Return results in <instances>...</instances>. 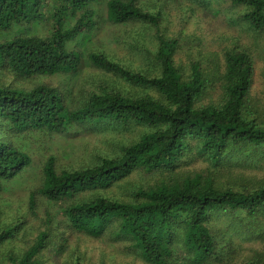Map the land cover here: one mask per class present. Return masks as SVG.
I'll list each match as a JSON object with an SVG mask.
<instances>
[{"label": "trees", "instance_id": "obj_1", "mask_svg": "<svg viewBox=\"0 0 264 264\" xmlns=\"http://www.w3.org/2000/svg\"><path fill=\"white\" fill-rule=\"evenodd\" d=\"M97 1L0 0V37L15 26L50 24L46 36L0 38V72L21 79L77 74L83 57L69 44L96 28L92 4ZM232 2L243 6L240 21L246 27L264 32V0ZM107 17L114 24L140 21L156 29L155 49L149 50L152 71L131 69L102 52L87 54L92 66L140 93L100 85L72 107L55 87L22 89L0 78V191L5 181L34 162L14 141L16 136L66 134L76 126L145 129L138 140L123 145L119 155L100 157L93 166L58 171L56 159L48 158L37 192L63 202L59 217L64 227L57 232L47 215L45 231L21 254L10 256L11 264H44V250L57 238L62 252L72 232L109 238L147 264H264V178L222 183L211 170H179L197 159L226 170L251 161L264 165V100L254 93L252 50L226 48L223 70L217 62L209 69L192 62L186 71L176 61L180 40L160 31V12L144 9L140 0H108ZM214 78L221 93L217 101L206 103ZM142 171L160 178L135 189L129 199L82 195L106 190ZM35 207L36 192L30 197L32 212ZM20 228L21 223L0 226V247L17 237ZM245 243L252 244L251 252L241 256ZM84 261L73 252L66 258V264H88Z\"/></svg>", "mask_w": 264, "mask_h": 264}, {"label": "rangeland", "instance_id": "obj_2", "mask_svg": "<svg viewBox=\"0 0 264 264\" xmlns=\"http://www.w3.org/2000/svg\"><path fill=\"white\" fill-rule=\"evenodd\" d=\"M108 0L92 4L97 12V26L88 36L81 35L69 44L70 48L82 54V64L77 74L36 75L30 78H17L10 72H0V78L17 88L31 89L39 84L55 87L65 96L70 106H78L84 97L100 85L118 89L125 93L137 94L140 90L121 78L92 66L87 54L102 52L111 59L137 71H152L153 58L149 50L155 49L156 29L149 28L140 21L114 24L107 17ZM141 6L163 16L160 31L168 37L180 40L176 61L186 71L192 62H201L210 68L217 62L224 69L226 48L240 46L252 50L256 58L254 93L264 100V32L259 34L246 27L240 20L243 6L234 5L232 0H140ZM50 24L15 26L4 38L16 35L46 36ZM8 36V37H7ZM0 37V38H2ZM1 40V39H0ZM213 61V62H212ZM220 82L214 78L208 88L204 102L217 101L220 96ZM145 129L141 126L131 129L103 130L97 127H73L66 134L27 133L16 136L14 141L33 157V165L16 178L5 181L0 191V226H14L21 223L17 237L0 247V264H11L10 256L21 254L41 231H45L47 215L53 219L57 232L64 227L59 216L63 202H52L37 191L43 182V166L50 156L56 159L58 171L74 170L98 163L100 157L119 155L121 147L138 140ZM236 158V157H234ZM179 170L211 172L224 183L246 178H264V165L256 162L235 165L228 170L210 167L206 160H189ZM159 174L136 172L103 191L85 192L104 194L118 199H129L139 188L155 183ZM36 192V207L30 209V197ZM220 223H223L221 221ZM60 228V229H59ZM65 249L58 252V240L42 254L44 264H66V258L73 252L88 264H147L140 257L127 251L123 245L111 243L109 238L93 239L83 233H67ZM250 243L243 245L241 256L249 255Z\"/></svg>", "mask_w": 264, "mask_h": 264}]
</instances>
